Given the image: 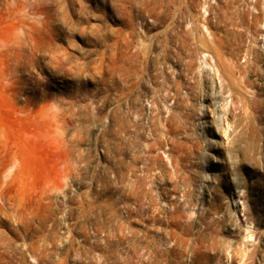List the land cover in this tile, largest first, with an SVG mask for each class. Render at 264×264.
I'll use <instances>...</instances> for the list:
<instances>
[{
  "label": "rangeland",
  "instance_id": "obj_1",
  "mask_svg": "<svg viewBox=\"0 0 264 264\" xmlns=\"http://www.w3.org/2000/svg\"><path fill=\"white\" fill-rule=\"evenodd\" d=\"M263 28L264 0H0V264H264Z\"/></svg>",
  "mask_w": 264,
  "mask_h": 264
},
{
  "label": "bare ground",
  "instance_id": "obj_2",
  "mask_svg": "<svg viewBox=\"0 0 264 264\" xmlns=\"http://www.w3.org/2000/svg\"><path fill=\"white\" fill-rule=\"evenodd\" d=\"M202 56H203V58H204V64L206 65L205 67H207L208 69H211L212 70V75L214 74V75H216V70H214V66H213V64L211 63V61H212V59H211V56H209L207 53H203L202 54ZM209 60H210V62H209ZM217 80V79H216ZM215 81V80H214ZM217 82H218V80H217ZM219 84H220V82H219ZM219 84H218V86H219ZM231 103H233L232 101H230V104ZM250 236V235H249ZM245 237V240L246 241H249V239H250V237H248L247 235L246 236H244ZM251 241V240H250ZM247 245V244H246Z\"/></svg>",
  "mask_w": 264,
  "mask_h": 264
},
{
  "label": "built area",
  "instance_id": "obj_3",
  "mask_svg": "<svg viewBox=\"0 0 264 264\" xmlns=\"http://www.w3.org/2000/svg\"><path fill=\"white\" fill-rule=\"evenodd\" d=\"M259 45L260 47H264V28H263V32L260 34L259 37Z\"/></svg>",
  "mask_w": 264,
  "mask_h": 264
}]
</instances>
